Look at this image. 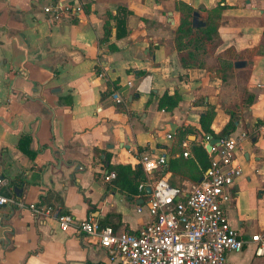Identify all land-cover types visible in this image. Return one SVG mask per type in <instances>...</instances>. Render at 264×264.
<instances>
[{
    "label": "crops",
    "instance_id": "0c3cea01",
    "mask_svg": "<svg viewBox=\"0 0 264 264\" xmlns=\"http://www.w3.org/2000/svg\"><path fill=\"white\" fill-rule=\"evenodd\" d=\"M51 1L0 0V175L9 182L2 192L115 232L137 233L150 221L148 194L128 196L114 180L105 181L106 164L138 167L145 150L167 161L179 158L183 141L193 158L191 142H207L198 131L199 117L216 106L213 132L233 116L231 135L247 136L236 155L242 175L227 187L224 202L243 248L228 253L226 264H264V253L255 256L251 241L256 234L264 238V89L257 86L264 84V0H62L71 12L57 20L43 11ZM182 5L203 20L222 7L221 44L203 56L202 68H182L174 49ZM119 8L126 14L117 37L115 19L106 14L115 16ZM105 20L110 33L103 40ZM226 49L237 56L218 59ZM206 56L220 60V67ZM237 60L245 66L235 68ZM230 62L232 69L223 72ZM226 72L232 75L229 90L223 85ZM112 83L115 89L107 94ZM164 92L181 97L170 112L157 109ZM229 93L232 108L221 109ZM179 128L195 134L179 141ZM24 135L32 157L19 148ZM213 139L208 136V142ZM151 177L184 191L196 183L167 165ZM0 264L120 263L94 239L72 228L61 231L54 218L11 206L0 208Z\"/></svg>",
    "mask_w": 264,
    "mask_h": 264
},
{
    "label": "built area",
    "instance_id": "2783aa9c",
    "mask_svg": "<svg viewBox=\"0 0 264 264\" xmlns=\"http://www.w3.org/2000/svg\"><path fill=\"white\" fill-rule=\"evenodd\" d=\"M50 18L57 20L61 13L71 12V6L62 0H52L43 7ZM264 89V84L257 85ZM120 98L116 96L118 103ZM169 137V135H167ZM245 133L229 135L207 152L209 167L202 179L188 190L172 186L166 178L151 175L166 167L164 155L151 150L141 152L138 165L146 180L138 185V191L150 188L146 210L150 221L137 233L115 232L111 227H101L93 219L76 220L70 214H61L51 206L26 204L13 194L2 192L8 180L0 175V208L15 207L29 210L37 218H54L58 228H70L97 241L109 259L120 264H226L228 253L240 252L243 241L229 225L224 210L227 199L225 190L242 175L236 155L241 149ZM208 143V136L204 138ZM182 157H190L187 141L182 142ZM115 179L113 171L104 175L105 181ZM141 213V206L136 208ZM254 255L264 253V238L253 235Z\"/></svg>",
    "mask_w": 264,
    "mask_h": 264
},
{
    "label": "trees",
    "instance_id": "16d2710c",
    "mask_svg": "<svg viewBox=\"0 0 264 264\" xmlns=\"http://www.w3.org/2000/svg\"><path fill=\"white\" fill-rule=\"evenodd\" d=\"M183 14L180 18V23L177 29L173 33V45L177 53L179 63L182 68H202L205 65L203 58L206 53L213 54L217 47L221 44L220 38L217 34V27L219 25L220 12L222 10L221 6H217L214 9L207 12V17L205 18L204 26L199 28H194L191 25V9L186 5H182ZM117 15L112 16L111 12H107V17L109 19H115V26L117 29L116 36H120L119 30L120 26H125L124 17L126 11L124 9H117ZM122 15H119V14ZM109 23L105 20L103 24V40H106L110 30ZM124 29V28H123ZM125 34V33H123ZM112 48V47H109ZM237 55L233 54L232 49H226L222 53L216 55L218 59L224 57L225 59L233 60ZM208 57V56H206ZM233 64L230 62L223 66L222 71L225 72L227 69H232ZM140 74H144L140 72ZM224 80L225 76H221ZM115 89V84H109L107 87V94L112 93V90ZM181 97L178 93L173 95H168L164 92L158 99L157 109L163 110L166 112L172 111L177 107ZM215 111L214 107L208 106L207 110L203 115L199 117V133L202 138L205 136L224 139L229 136L235 129L234 119L231 116L230 120L224 125V127L217 133L213 132L211 129V123L214 119ZM195 132L190 129H177L178 140L181 141L186 138L188 135H194ZM29 136L24 135L19 141V148L23 151L24 154L32 157V154L29 152L27 146L29 143ZM139 150H141L139 148ZM191 153L193 158H171L167 161V169L172 174H178L188 179L199 182L204 171L209 167L210 156L204 149L203 145L196 144L191 142ZM107 162V161H106ZM108 172L113 171L115 173L114 185L122 192L128 196L142 194L143 192L138 191V185L145 182L146 177L142 170L138 167L132 168L130 165H110L106 164ZM61 214H66L65 211H62ZM101 227L106 225L99 223Z\"/></svg>",
    "mask_w": 264,
    "mask_h": 264
},
{
    "label": "water",
    "instance_id": "95a60500",
    "mask_svg": "<svg viewBox=\"0 0 264 264\" xmlns=\"http://www.w3.org/2000/svg\"><path fill=\"white\" fill-rule=\"evenodd\" d=\"M205 22L203 20V18L200 16V14L198 12H193L192 15H191V25L192 27L194 28H199V27H202L204 26ZM234 67L235 68H242L245 66V62L242 61V60H237L235 61L234 63ZM219 141L220 139L219 138H215L211 141H209L208 143H206L204 145V149L206 150V152H209L211 150V147L215 144H219ZM138 168H140V166L138 165ZM14 192L19 195V193L21 192V190L17 189V188H14ZM145 192L147 194L150 193V188L149 187H146L145 188Z\"/></svg>",
    "mask_w": 264,
    "mask_h": 264
},
{
    "label": "rangeland",
    "instance_id": "374dc122",
    "mask_svg": "<svg viewBox=\"0 0 264 264\" xmlns=\"http://www.w3.org/2000/svg\"><path fill=\"white\" fill-rule=\"evenodd\" d=\"M207 60H208V63L210 64V65H212L213 67L214 66H219L220 67V64H219V61H212V60H214V59H212L211 57H207ZM225 75H226V78H225V80H224V87L226 88V89H231V79H232V75H231V73L230 72H226V73H224ZM228 74V75H227ZM231 76V77H230ZM228 77H229V79H228ZM243 78H244V76L242 75V74H240V75H237V79L239 80V82H242L243 81ZM229 103L226 105L225 103H221L222 105H221V109H230L231 110V108H232V103L234 102V100H233V98H232V95L229 93ZM216 106H214V108H215ZM215 115H216V112H215ZM232 115V114H231ZM219 117H221V115L220 114H218V117H217V119L219 120ZM233 117V116H232ZM235 117V116H234ZM234 119V118H233Z\"/></svg>",
    "mask_w": 264,
    "mask_h": 264
}]
</instances>
